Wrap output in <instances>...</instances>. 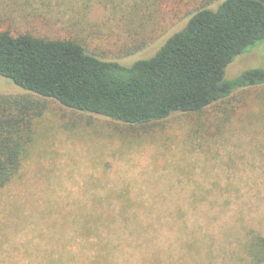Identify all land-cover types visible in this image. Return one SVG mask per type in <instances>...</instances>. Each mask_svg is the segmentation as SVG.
<instances>
[{
    "label": "rangeland",
    "instance_id": "374dc122",
    "mask_svg": "<svg viewBox=\"0 0 264 264\" xmlns=\"http://www.w3.org/2000/svg\"><path fill=\"white\" fill-rule=\"evenodd\" d=\"M208 1L216 8L223 0H163L153 21L138 25L131 0L115 8L107 0H0V30L73 35L130 65L153 56ZM254 67L264 68V43L238 55L226 77ZM0 94L37 97L1 75ZM47 107L23 175L0 190V264L39 263L60 249L76 259L83 217L101 195L139 203L137 222L100 226L119 244L116 264H256L242 242L264 234V84L141 126L52 99Z\"/></svg>",
    "mask_w": 264,
    "mask_h": 264
},
{
    "label": "trees",
    "instance_id": "16d2710c",
    "mask_svg": "<svg viewBox=\"0 0 264 264\" xmlns=\"http://www.w3.org/2000/svg\"><path fill=\"white\" fill-rule=\"evenodd\" d=\"M107 1L115 8L124 0ZM162 2L131 0L132 21L152 22ZM208 2L153 56L130 65L98 56L73 35L50 38L0 30V75L37 96L0 94V190L23 175L40 139L38 125L48 109L47 99L141 126L178 112H201L239 88L263 85L262 67L233 78L226 77V68L238 55L264 43V2L223 0L216 8ZM138 204L134 195L97 197L94 210L83 217L84 241L77 258L64 260L60 249L53 258L34 264H116L119 244L104 236L100 226L119 218L137 222ZM90 222L97 228L87 226ZM91 232L95 240L89 239ZM242 247L254 263L264 262V234L250 232ZM145 264L162 262L150 257Z\"/></svg>",
    "mask_w": 264,
    "mask_h": 264
}]
</instances>
